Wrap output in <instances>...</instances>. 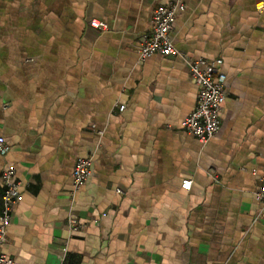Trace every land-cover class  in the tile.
I'll use <instances>...</instances> for the list:
<instances>
[{
    "label": "crops",
    "instance_id": "crops-1",
    "mask_svg": "<svg viewBox=\"0 0 264 264\" xmlns=\"http://www.w3.org/2000/svg\"><path fill=\"white\" fill-rule=\"evenodd\" d=\"M169 1L0 0V209L4 168L23 196L0 252L14 264H264V0H180L175 47L221 58L226 77L205 143L181 127L197 94L185 59L138 56Z\"/></svg>",
    "mask_w": 264,
    "mask_h": 264
},
{
    "label": "built area",
    "instance_id": "built-area-1",
    "mask_svg": "<svg viewBox=\"0 0 264 264\" xmlns=\"http://www.w3.org/2000/svg\"><path fill=\"white\" fill-rule=\"evenodd\" d=\"M185 9L180 0L169 1L166 4H158L151 11L150 36L144 37L139 50L140 60L160 54L164 56L177 55L185 59L191 79L197 87L196 104L190 113L181 121V127L188 134L193 135L201 143L214 137L221 126V113L226 97V77L221 71L222 59H206L199 57L187 59L185 54L179 51L171 38V32L177 14ZM90 25L95 28L106 29V24L97 19H92ZM119 110L124 105L118 106ZM101 134V131H98ZM10 150L6 139L0 135V157L5 156ZM93 164V153L78 158L72 168L73 196L89 179ZM211 173L213 170L211 169ZM215 177V175H214ZM259 187L254 192V197L259 203H264V173L259 177ZM1 182L4 187L0 209V247L7 241V228L10 223L13 207L22 200L20 182L15 179V168L8 166L2 170ZM191 180L185 179L181 186L189 190ZM116 191L120 192L119 189ZM84 224L70 217L68 227L70 231H76ZM0 264H14V259L0 252Z\"/></svg>",
    "mask_w": 264,
    "mask_h": 264
}]
</instances>
